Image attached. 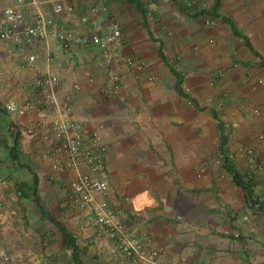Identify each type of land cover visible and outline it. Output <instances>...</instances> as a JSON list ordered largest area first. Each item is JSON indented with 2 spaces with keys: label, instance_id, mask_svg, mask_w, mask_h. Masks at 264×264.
Returning <instances> with one entry per match:
<instances>
[{
  "label": "crops",
  "instance_id": "0c3cea01",
  "mask_svg": "<svg viewBox=\"0 0 264 264\" xmlns=\"http://www.w3.org/2000/svg\"><path fill=\"white\" fill-rule=\"evenodd\" d=\"M58 1L66 10L59 16L52 0L25 6L0 0V18L4 8L13 7L25 25L42 13L72 32L68 51L57 41L15 45L0 39V179L8 182L0 181V226L16 228L13 246L21 257L13 255L10 263L75 264L73 249L43 216L38 196L48 215L72 234L83 264H137L69 202L75 173L54 167L63 162L53 130L57 102L83 136L99 132L108 147L107 199L136 238L151 241L161 261L264 264V0H220L217 18L209 14L215 0H140L145 18L128 0ZM84 17L86 24L79 22ZM210 17L214 23L206 25ZM222 18L232 20L240 35ZM113 21L123 28V44L119 57L108 62L86 39L108 33ZM160 49L180 65L183 90L198 107L177 92ZM30 54L37 56L33 67L26 66ZM48 58L58 84L46 82ZM129 59L145 67L134 68ZM112 74L120 78L113 81L117 88L109 81ZM27 102L35 110L22 116L6 109ZM212 112L227 136L230 163L245 182L251 180V197L224 167L201 164L207 159L202 156L213 153L211 138L222 135ZM25 231L29 240L35 238L23 241Z\"/></svg>",
  "mask_w": 264,
  "mask_h": 264
},
{
  "label": "built area",
  "instance_id": "2783aa9c",
  "mask_svg": "<svg viewBox=\"0 0 264 264\" xmlns=\"http://www.w3.org/2000/svg\"><path fill=\"white\" fill-rule=\"evenodd\" d=\"M20 5H31L36 0H13ZM54 2V13L59 16L65 13V8L58 0ZM68 12L72 8L67 9ZM81 23L86 24L87 18H82ZM211 25L213 21L206 22ZM0 39L6 42H12L15 45H27L36 39L45 41H57L64 51L70 49L72 42V32L68 28H63L57 24L54 18L47 17L39 13L37 20L33 25H25L24 16L17 8L7 7L3 9V15L0 18ZM87 43L97 46L101 49L108 62H113L119 57V50L123 44V28L113 21L108 33L102 35L96 33L86 39ZM37 56L30 54L26 57V66L33 67L36 64ZM128 64L134 68L145 67L144 62L135 59L127 60ZM47 62L50 70L47 73L46 82L58 84L59 80L52 72L54 61L48 58ZM114 82L119 83L120 78L114 77ZM113 82V83H114ZM112 83V82H111ZM118 84L114 83V88ZM76 84L74 89L79 90ZM108 95H111L108 93ZM56 108L59 118L53 123L55 143L57 152L62 157L63 162L55 165L56 169H66L75 173V178L69 183V202L80 213L90 215L99 225L108 237L115 242L118 251L132 262L137 264H174L169 261L160 260V252L155 249L151 241L143 236L136 238L125 222L120 213L111 207L107 195L110 188V177L106 166L108 147L102 143L99 132H92L87 136L80 133V126L64 118L66 108L60 106L57 102ZM8 112L18 115H25L35 110L33 102H27L22 106L10 103L6 106ZM256 114H262L255 110ZM32 131L29 135H31ZM250 156V162L256 165V158L253 151H247ZM85 170V171H83ZM3 185L7 181L0 179ZM7 252L0 250V264L8 261ZM176 264H188L179 262Z\"/></svg>",
  "mask_w": 264,
  "mask_h": 264
},
{
  "label": "trees",
  "instance_id": "16d2710c",
  "mask_svg": "<svg viewBox=\"0 0 264 264\" xmlns=\"http://www.w3.org/2000/svg\"><path fill=\"white\" fill-rule=\"evenodd\" d=\"M128 2L131 4H134L136 6V8L140 11L142 16L145 18L146 14H147V9H146L145 5L140 0H128ZM219 3H220V0H215L214 7H213L212 11L210 12L216 18L220 17V15L218 13V9L220 6ZM222 19L225 22H228V24H230V26L232 27V30L234 32V35H236V36L240 35L232 20L227 19V18H222ZM247 45L251 51L255 52L253 49V46L250 44V42L248 40H247ZM158 55H159L160 59L169 67V69L173 73V75L176 77V79H177V81H176L177 92L182 97L190 100L194 105H196V107H198L197 102L194 101L192 98H190V96L186 92H184V90H183L182 86L184 83L185 74L183 72H181L180 70H178L177 68H175L172 63H170V60H168V58L165 56L162 49H160L158 51ZM212 115L215 119H217L219 121V118H218V115L216 112H212ZM218 130H220V131L223 130L221 122H220V124H218ZM226 143H227V136L222 131V135H221V139H220V145H219V148H220V151H221L222 157H223L222 158V163H223L222 165L228 172H230L233 175L235 183L238 186H240L246 192V194L249 196L251 194V191H250L251 180L249 182H245L243 180V177L235 170L233 165L230 163V159H229V157L227 155V151L225 149ZM17 147H18V141L16 140L15 145L12 149L13 154L16 153L15 151H16ZM34 180H35V184L37 185V178L35 177ZM249 197H251V196H249ZM36 202H37L38 206L41 208L43 216H47V218H49V220L62 232L65 245L67 247L73 249V261H74V263L75 264H83L82 261L80 260L79 250L75 244V239L73 238L72 234L59 221H57L52 216L48 215V213L43 209L38 196H36Z\"/></svg>",
  "mask_w": 264,
  "mask_h": 264
},
{
  "label": "rangeland",
  "instance_id": "374dc122",
  "mask_svg": "<svg viewBox=\"0 0 264 264\" xmlns=\"http://www.w3.org/2000/svg\"><path fill=\"white\" fill-rule=\"evenodd\" d=\"M211 12V11H210ZM220 13V12H219ZM210 14V16H212L211 15V13H209ZM211 19H206L205 18V20L204 21H206V20H210V21H213L214 19H212V17H210ZM206 24V23H205ZM160 45L161 44H157L156 45V48L158 49L159 47H160ZM161 48H162V46H161ZM164 53V52H163ZM175 62V61H174ZM172 62V64L175 66V68H179L180 67V65L177 63V62ZM110 77H111V79L109 78V81L110 82H113L114 81V79H112V77H115L114 76V74H112V75H109ZM219 142H220V140H219V138L218 137H214V138H211V140H210V146L212 147V150H213V153H211L210 154V156H208V157H205V156H202V158L204 159V158H207L206 160H203L202 162H201V164L202 165H204V166H206V167H208V168H210L211 166L213 167L214 166V168H215V166H217L218 168H219V171H221L222 170V168H223V166H222V157H221V155H219V152H218V147H219ZM203 140H198V145H200V146H203ZM211 165V166H210ZM18 195H20V194H18ZM23 195H21V197H22ZM4 207V209L5 210H8V208L7 207H5V206H3ZM17 206H15L14 205V208H13V210H15V214H17V208H16ZM3 209V208H2ZM0 214H3V210H0ZM10 214H12V213H10ZM14 214V213H13ZM48 214H50L49 212H48ZM13 217V216H12ZM9 221H11V220H9ZM1 227H4V225L3 226H0V228ZM5 228V227H4ZM3 228V230H0L1 232H4V235H2L3 233H1L0 232V250L1 249H3V250H5L6 252H7V255H8V261L5 263V264H12V263H10L11 262V259L12 258H14L13 257V255L15 256V258H18V259H20L21 257H17L16 256V253H15V251H14V249H15V246H13L14 245V242H13V238H14V235L12 234V232H14V233H16L15 232V230H16V228L14 227V231H11V229L10 228H8V229H4ZM2 229V228H1ZM20 232H22V231H20ZM21 239H23V241H26V242H29V241H32L35 237L34 236H31L30 238V240H29V237H28V233H27V231H25L24 233H23V235H21ZM3 239H4V241H6V242H4L5 244H6V247L8 248V249H5V248H3V246H1V242H3ZM6 239V240H5ZM40 243V245H41V242H39ZM36 253H38V254H40V255H42V254H45V251L44 250H39L38 249V252H36ZM50 253V252H49ZM51 254V253H50ZM45 256L46 257H48V255L47 254H45Z\"/></svg>",
  "mask_w": 264,
  "mask_h": 264
},
{
  "label": "clouds",
  "instance_id": "9594fccd",
  "mask_svg": "<svg viewBox=\"0 0 264 264\" xmlns=\"http://www.w3.org/2000/svg\"><path fill=\"white\" fill-rule=\"evenodd\" d=\"M207 21H208V20H206L205 23H206ZM213 23H214V20H213ZM213 23H212V24H213ZM212 24H211V25H212ZM206 25H208V24L206 23ZM171 63H172V62H171ZM174 67H175V66H174ZM178 70H179V68H178ZM180 71H181V70H180Z\"/></svg>",
  "mask_w": 264,
  "mask_h": 264
}]
</instances>
